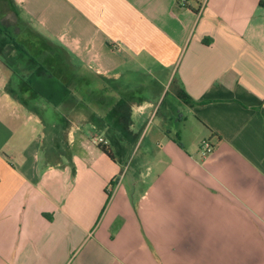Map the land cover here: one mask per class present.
Instances as JSON below:
<instances>
[{
	"label": "crops",
	"instance_id": "obj_1",
	"mask_svg": "<svg viewBox=\"0 0 264 264\" xmlns=\"http://www.w3.org/2000/svg\"><path fill=\"white\" fill-rule=\"evenodd\" d=\"M260 1L11 0L108 99L54 106L0 61V264H264Z\"/></svg>",
	"mask_w": 264,
	"mask_h": 264
},
{
	"label": "trees",
	"instance_id": "obj_2",
	"mask_svg": "<svg viewBox=\"0 0 264 264\" xmlns=\"http://www.w3.org/2000/svg\"><path fill=\"white\" fill-rule=\"evenodd\" d=\"M259 5L264 7V0H261ZM12 8L18 19L15 26L3 23L0 18V61L7 69L13 72L32 93L54 106L65 102H74L76 98L79 99V97L81 100H83V98L84 100L86 98L89 100L94 99L97 103L108 99L106 81H97L102 88H98L94 92L92 91L91 85L92 79L88 78L86 74H76L75 72H72L73 74L68 76L65 82H62L45 65H43L41 57L38 55L33 56L25 43L27 38L25 41L20 39V35L23 34V31H21L23 28V21L13 5ZM36 37L39 36L36 35ZM42 43L45 44V46L49 44L48 41L44 39H42ZM46 48V50L54 49L52 47ZM82 79L84 80V83L89 85L82 88L83 90L79 88L78 83ZM181 94L183 97H187L185 94ZM99 107L103 111L108 110L105 103L101 104ZM99 147L110 159H113L110 151L106 150L102 145Z\"/></svg>",
	"mask_w": 264,
	"mask_h": 264
},
{
	"label": "rangeland",
	"instance_id": "obj_3",
	"mask_svg": "<svg viewBox=\"0 0 264 264\" xmlns=\"http://www.w3.org/2000/svg\"><path fill=\"white\" fill-rule=\"evenodd\" d=\"M0 18L2 19L3 23L12 24V26H15L17 24L16 22L18 21V19L16 17V13L13 11L11 1L0 0ZM21 31H23L22 32L23 34H21V35L27 36L28 31H27V27H26L25 23H23V28L21 29ZM37 43H39V45H41L42 47L45 46V44H43L41 42H37ZM37 55H38V53H37ZM162 98H164V103L162 105V109L159 113V116H161L162 114L166 115V113H167L166 111L169 109L168 105H169V102L172 98L171 97V90L169 88L166 87V89L164 90ZM181 110H182V108H181ZM182 113L185 114L183 110H182ZM159 118L160 117H157L156 119H154L155 122L158 121ZM155 122H154V124H155ZM170 129H172V127H170Z\"/></svg>",
	"mask_w": 264,
	"mask_h": 264
},
{
	"label": "built area",
	"instance_id": "obj_4",
	"mask_svg": "<svg viewBox=\"0 0 264 264\" xmlns=\"http://www.w3.org/2000/svg\"><path fill=\"white\" fill-rule=\"evenodd\" d=\"M182 6H186L187 5V2L188 0H177ZM91 142L94 144V145H103L105 144V141L101 138V137H98V136H95V137H91L90 138ZM213 147L212 145L207 141V140H204L202 143H201V146H200V151H201V155L203 157L207 156L209 153H211Z\"/></svg>",
	"mask_w": 264,
	"mask_h": 264
}]
</instances>
